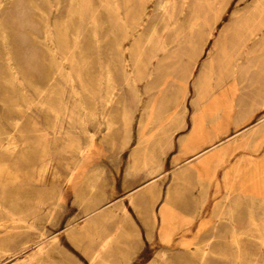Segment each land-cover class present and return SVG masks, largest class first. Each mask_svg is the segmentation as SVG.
I'll return each instance as SVG.
<instances>
[{
  "label": "rangeland",
  "instance_id": "obj_1",
  "mask_svg": "<svg viewBox=\"0 0 264 264\" xmlns=\"http://www.w3.org/2000/svg\"><path fill=\"white\" fill-rule=\"evenodd\" d=\"M18 1L26 25L8 24L0 29V237L32 226L37 230L29 231L32 252L41 246L57 249L52 260L43 264H91L96 246L112 235L114 221L88 223L84 218L145 183L149 172L169 169L172 158L183 162L192 157L191 145L198 144L199 151L207 146L195 139L186 150L179 152L177 147L178 139L190 128L192 83L231 14L243 18L257 0H173L175 8H168L158 27L162 40L156 47L153 34L147 47L143 38L159 18L161 0H81L76 42L66 19L71 17L68 6L72 0ZM218 12L222 17L214 37L189 79L191 92L185 97L183 113L178 106L182 93L179 89L175 94L171 84L179 85L180 80L173 75L172 65L166 66V53L158 46L186 17L192 24L196 18L211 19ZM88 24L95 40L88 36ZM249 30L253 37L247 44L252 48L264 31ZM2 33L7 37L10 60L2 46ZM259 45L264 49V42ZM110 48L116 53L114 64L120 72L115 78L126 85L120 103L110 109L115 125L108 131L102 121L92 136L96 122L91 116H100L107 94L105 69ZM256 66L245 82L246 91L237 93L241 111L252 115L249 123L264 117V60ZM219 70L204 76L203 89L220 81ZM214 93L206 91L203 100ZM144 109L145 130L153 138L145 160L137 152L138 123ZM123 112L130 117L128 126L120 116ZM246 125L237 129L231 125L227 135ZM209 127L204 123V129ZM235 145L196 185L177 187L162 231L159 221L154 226L148 222L147 231L134 207L123 200L130 222L122 234L137 235L141 244L128 255L129 247L116 235L106 264H153L163 249L169 251L155 264H168L170 257L171 264H193L197 243L210 244L206 264H264V129ZM190 192L193 206L185 210ZM164 194L165 186L159 196L153 192L148 196L152 212L154 208L158 213ZM70 223H76L71 236L57 235L59 247H53L50 238ZM213 226L217 230L210 240L197 239L208 235ZM182 253L188 256L178 262Z\"/></svg>",
  "mask_w": 264,
  "mask_h": 264
},
{
  "label": "bare ground",
  "instance_id": "obj_2",
  "mask_svg": "<svg viewBox=\"0 0 264 264\" xmlns=\"http://www.w3.org/2000/svg\"><path fill=\"white\" fill-rule=\"evenodd\" d=\"M262 2L264 1L257 0L249 13L244 15L243 18L238 17L235 12L231 14L229 23L219 31L211 47L206 51L207 57L201 65L198 76L192 83V98L189 102L191 107L190 128L184 137L178 139L177 147L179 152L186 150L188 149L187 144L193 143L195 139L199 141V144L203 143L207 144V146L199 151L200 146L198 144L191 145V151L195 152L192 157L183 162H178L175 157L172 158L171 167L169 169L161 171L160 167L149 172L148 176L150 177L145 183L122 195L116 201H107V204L96 207L84 218L88 220V223L101 219L114 221L112 235L105 237V240L96 246L90 257L91 264L107 263L110 255L108 250L111 244L116 243L114 237L118 234L121 235V239L126 246L129 247V250L137 249V247L140 246L141 243L137 235L130 236L128 234H122V228L130 222L129 213L122 204L123 200L127 199L129 204L134 207L136 214L144 223L147 231H149L147 223L150 221H152L153 226L156 221H159L161 224L160 230H164L166 217L172 207V197L177 187L184 186L188 183L196 185L198 178L206 174L211 165H219L226 155L234 149L233 146H236L235 144L241 143L243 139L256 135L264 129V117H261L254 123H249L252 115L249 114L245 116L244 112L241 111L242 101L237 97V93L246 91L247 86L245 82L250 79L251 74L258 68L256 65L264 60V49L259 45L261 42H264V33L256 40V45H254V47L250 48L247 44L253 37V32H248L250 28L253 30L256 29L259 32L264 31V3ZM172 3L173 0H161L158 4L159 18L153 24L152 32H148L143 38L145 47H147L149 41L152 39V34L153 47L157 46L155 43L157 44L159 40H162L157 35L158 27L159 25H163L164 17L167 15V10L171 7ZM19 4L18 0H0V12L2 13V16L0 15L1 30L8 24H12L16 27L26 25L24 18H22L23 13L19 10ZM81 6V0H72L68 6V12H71V17L66 19L72 26V37L74 42L80 37L79 23L81 21ZM172 8H175L174 4ZM19 11L21 12L19 13ZM7 15H15V17L12 18L11 16V18H9ZM221 17V12H218L215 13L214 17L211 19L203 17L197 20L198 18H196L192 24H188V19L186 17L185 21L167 36L164 41L165 43L158 46L160 51L166 53L164 56L166 66L169 67L172 65L173 75L176 80H180L179 85L173 82H171V84L175 94H178L179 89L182 93V101L178 106H181L183 113L186 112L184 103L185 97L191 92L188 84L189 79L196 67L198 58L205 52L207 42L214 37L215 25L221 20ZM87 32L89 34L88 36L95 40L91 24H88ZM44 39L46 40L47 37L44 36ZM6 40L7 37L5 33H2V46L5 49L6 58L10 60V51L8 50ZM256 46L260 47L258 51L254 50ZM115 55L114 49L110 48L108 51V63L105 69L107 94L103 101V108L100 116L97 117L94 114L91 116L94 122H96V129L92 132L94 133L93 135L91 134L92 136L98 133L100 122H105L108 131L116 123L115 117L110 113V109L115 102L120 103V98H122V92L124 91L126 83L118 82L115 78L116 74H120L118 67L114 64ZM183 58L186 59L185 63L183 62ZM217 69H220L216 74L220 81L215 85L210 84L206 89H203L201 81L204 76L206 74L211 75V73H215ZM10 71L12 72V68H10ZM222 81H225V83H222ZM203 90H205V92L212 90L216 95H214V93V96L204 101L203 94L205 92H203ZM116 99H118V101ZM146 112L147 109H144L138 123L137 133V152L141 154L144 160L149 155L147 145L153 141V138L151 139L152 136L148 135L145 130V123L147 120ZM203 113H205L206 116H204ZM120 116L122 117V121L124 120V126H128L130 117L126 115V113ZM179 120L182 122L181 118H179ZM174 121H176L175 118ZM204 123L210 126L209 129H204ZM244 123L247 124L246 127L235 131L233 135H227L231 125L237 129L238 126H242ZM223 136H225V138H222ZM237 136L239 137L237 138ZM82 153L83 152H81L80 155H82ZM79 165L80 164H78V166ZM78 166L76 168H78ZM164 186L165 194L163 204L160 206L158 213L154 211V208L152 212V209L148 205V196L151 192L159 196ZM188 195V201L183 205L185 210L193 206L191 200L192 193L190 192ZM188 213L192 215L191 212L188 211ZM75 226L76 223H70L57 234L53 235L50 238L52 240L50 243L54 245L53 247H59L56 242L57 235L63 233L67 236H71L75 230ZM132 228L133 226L131 229ZM216 230L217 226H213L210 233L203 236L201 235V230L198 229L197 234L199 235L200 233L201 236L197 237V239L210 240L216 233ZM29 231L37 230L32 226H27L25 230L17 231L13 234H5L3 238L0 237V264H43L52 260L53 253L55 250L57 251V249H51L49 247V249L45 250L41 248V246L32 252V245H29L31 242ZM209 247L210 244L208 243L196 244V250L193 253L195 256L193 264H206V259L211 254L208 251ZM180 250L183 252L187 251L184 248H180ZM167 251H169V249L161 250L158 257L154 259L153 264L160 262L159 259L165 256ZM28 252L31 253L25 256ZM132 252L130 250L128 255H131ZM187 256L188 253H182L177 256V261L182 262ZM171 260L172 258L170 257L168 264L172 263Z\"/></svg>",
  "mask_w": 264,
  "mask_h": 264
}]
</instances>
